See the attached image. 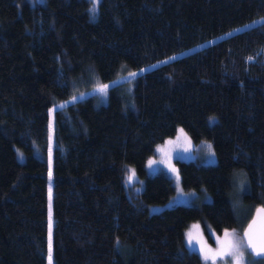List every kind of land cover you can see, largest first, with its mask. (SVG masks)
I'll return each mask as SVG.
<instances>
[{
  "label": "trees",
  "instance_id": "obj_1",
  "mask_svg": "<svg viewBox=\"0 0 264 264\" xmlns=\"http://www.w3.org/2000/svg\"><path fill=\"white\" fill-rule=\"evenodd\" d=\"M92 7L0 0V264H47L49 111L149 65L110 88L106 104L90 96L54 111L53 264H202L184 242L191 223L242 233L264 206V24L228 34L264 17V0H100L95 16ZM180 129L213 144L216 164L177 161L183 188L212 201L151 213L175 189L163 173L148 176L147 162ZM129 167L144 180L138 194ZM238 170L249 186L243 226Z\"/></svg>",
  "mask_w": 264,
  "mask_h": 264
},
{
  "label": "rangeland",
  "instance_id": "obj_2",
  "mask_svg": "<svg viewBox=\"0 0 264 264\" xmlns=\"http://www.w3.org/2000/svg\"><path fill=\"white\" fill-rule=\"evenodd\" d=\"M29 2L35 5L36 3H39V4L44 3L45 0H35V2H33V0H29ZM93 3H94V0H93ZM262 21H264V17L256 18L255 20L248 22L245 25H242L239 28H236L235 30L229 32L228 34L233 33L234 31L235 32L242 31L244 29H248L254 26L261 25ZM207 44L208 43H205L203 45H207ZM200 47L201 46H198V48ZM186 51L188 50H185V53L188 54V52ZM190 51H192V48ZM183 53L184 52L176 54L172 56L171 59L186 55ZM164 61H161V62H164ZM154 67H155L154 65H149V66H146L140 69L133 70L134 72H124L121 74V76L117 75V77H115L113 80L107 83H101L98 81L94 84V86L91 89L83 91V92L74 93L73 95H71L70 98L63 101L59 105H56L52 109H56L64 104L68 105V104L83 100L90 96H95L98 104H101V105L106 104L108 102V93H109L110 88L117 86L118 84H121L123 82H130L134 78L130 76L129 73H137L136 75L137 77L141 74H144L145 72L149 71L150 69ZM104 85L108 86L105 89V91L104 92L98 91V89ZM52 109L49 111V125H48V131H49V150L48 152H49V157H50V160L48 161V167H49L48 242H49L50 219H51V242H52V227H53V217H52L53 181H52L51 173H52V166H53L52 165V152H53V141H54L53 140L54 111H52ZM180 130L177 132V134L174 137L169 138L163 144L157 147L155 155L149 159V161L153 162L151 167H149V161L147 162L146 171H147L148 176H154L158 173H163L172 180L174 189H175L173 196L166 203L149 205L148 208L151 213H157L164 209L174 207L176 205H199L203 202L212 201V196L209 194L199 193L194 190H185L183 188L177 161H196L198 163L205 164V165L216 164L217 154H216V151L214 150L213 144L209 140L194 141L186 131L183 130V132L181 133ZM207 145H211V151H209ZM129 169L133 170L131 167H129ZM129 175H130V172H129ZM129 175H127L126 177V183L128 184L129 188L132 190V192L134 194H138L142 192L144 188V180L142 178H139L135 174V177L133 178L132 183L129 184L128 182ZM233 185L235 186V188H234V191L232 192V204L236 211L239 224L243 226L248 221L250 213H251V209L248 208L247 205L243 201V195L249 190L248 179L244 171L238 170L235 172L233 176ZM194 226H198V227H194ZM189 231L192 232V235L194 237L193 239L194 246L197 249L203 247L204 250L208 252L210 256L221 252L222 249L226 250L230 242L235 243L237 239H243L240 228L227 229L221 235V234H218L213 228H210L208 230V233H206V231L204 230L200 222H193L189 225V227L186 229L185 234H184V242L188 249H189V246L187 243V233ZM225 232L233 233L234 235L226 237ZM242 251L244 252V264H264V259L262 260V259L253 258L248 253L247 249H242ZM194 252H196L200 256L202 260V264H205V261L203 260L201 253L198 250ZM224 260L228 261V264H232L231 257L225 256ZM47 264H49L48 256H47ZM52 264H53V257H52ZM207 264H213L212 260L211 259L208 260ZM215 264H224V261L221 260L219 255H217Z\"/></svg>",
  "mask_w": 264,
  "mask_h": 264
},
{
  "label": "snow or ice",
  "instance_id": "obj_3",
  "mask_svg": "<svg viewBox=\"0 0 264 264\" xmlns=\"http://www.w3.org/2000/svg\"><path fill=\"white\" fill-rule=\"evenodd\" d=\"M33 2H35V0H33ZM99 2L100 0H94L93 7L90 10L93 16H95L97 10L96 5ZM261 23L264 24V21H262ZM129 75L135 77L137 73H129ZM107 87H108L107 85H104L101 88H99L98 91L104 92ZM60 107H63V105H61ZM52 111H55V109H52ZM180 131L181 133L183 132L182 129ZM207 147L209 151H211V145H207ZM152 163H153L152 161H149V167H151ZM134 177H135V171L130 170V175L128 176L129 184L132 183ZM194 227H198V226H194ZM251 229L252 226L249 225V230L244 233L243 239H237L235 243L230 242L226 250L222 249L221 252L211 256L208 254V252L204 250L203 247L197 249L194 246L193 244L194 237L191 231L187 233V243L190 250L192 251L198 250L201 253L202 258L205 261V264H207V261L210 259L212 260L213 264H215L217 255H219L221 260L224 261V264H228V261L224 260L225 256L231 257L232 264H244V252L242 251V249L249 250L250 254L255 257H264V232L260 233L258 236L254 238ZM233 235H234L233 233L225 232L226 237ZM47 256H48L49 264H52L51 219L49 222V242H48Z\"/></svg>",
  "mask_w": 264,
  "mask_h": 264
},
{
  "label": "water",
  "instance_id": "obj_4",
  "mask_svg": "<svg viewBox=\"0 0 264 264\" xmlns=\"http://www.w3.org/2000/svg\"><path fill=\"white\" fill-rule=\"evenodd\" d=\"M249 225L252 226L251 231L254 238L260 233L264 232V206H258L255 208L252 217L250 218L249 222L246 224L242 231V238H244V233L249 230ZM248 253L250 254L249 250ZM251 256L255 259H264V257H255L253 255Z\"/></svg>",
  "mask_w": 264,
  "mask_h": 264
}]
</instances>
